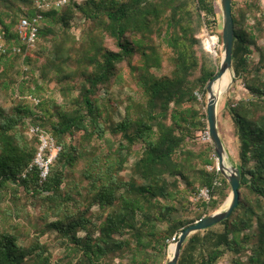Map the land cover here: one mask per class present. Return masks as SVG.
Masks as SVG:
<instances>
[{"label":"trees","instance_id":"trees-1","mask_svg":"<svg viewBox=\"0 0 264 264\" xmlns=\"http://www.w3.org/2000/svg\"><path fill=\"white\" fill-rule=\"evenodd\" d=\"M2 4L13 11L6 14L10 21L0 11V86L24 94L27 89L34 92L31 85L39 92V79H53L64 96L73 90L79 94L70 98L69 109L61 106L55 114L43 108L37 113L23 100L12 112L0 107V194L12 189L18 216L25 212V204L18 203L20 188L33 205L46 206L45 218L56 217L46 223L47 230L57 231L68 248L53 261L39 236L24 244L16 233L4 231L0 264H107L112 256L122 264H165L172 237L218 209L232 190L216 168H207L216 166L211 141L201 138L207 145L192 147L197 133L208 129L207 108L199 106L198 94L206 106L207 85L220 66L197 33L205 23L217 25V0L71 1L44 12L32 47L17 27L22 17L37 14L36 0H0ZM236 6L233 0V66L249 92L228 105L239 143L240 202L228 218L192 234L177 264H219L228 254L230 264H264V44L259 42L264 41V15L255 14L248 28L244 9ZM247 6L259 12L257 0ZM77 13L85 20L81 52L68 33ZM57 24L66 37L54 29ZM43 40L54 42L53 47ZM254 52L258 61L252 58ZM124 62L143 95L127 96L124 117L115 122L109 120L99 93ZM114 104L109 98L115 111ZM28 118L62 145L45 180L37 166L26 172L41 144L30 133L31 125L26 127ZM108 128L121 136L118 149L92 154L83 178L67 188L69 171L88 154L84 141L103 139ZM79 132L81 144L73 141ZM137 143L142 154L132 175L123 177L120 172ZM203 187L213 189L211 199L193 201Z\"/></svg>","mask_w":264,"mask_h":264},{"label":"rangeland","instance_id":"rangeland-1","mask_svg":"<svg viewBox=\"0 0 264 264\" xmlns=\"http://www.w3.org/2000/svg\"><path fill=\"white\" fill-rule=\"evenodd\" d=\"M259 5V12L249 10L247 3L250 0H235L237 3L236 9L239 11L240 9H244L247 19V27L250 28L251 25L254 23V16L256 15H264V0H257ZM219 6V15L217 16V25L209 26L207 23L202 25V28L197 33V37L200 38L204 44V49L209 51L215 60L216 64L221 63L222 53H223V41H222V16H221V2L217 0ZM0 11L5 14L3 16L7 21H10V17L6 16L7 13H11L9 8L2 4L0 6ZM85 20L81 16L80 13L76 14V17L73 21V26L71 30H69V37L73 47L81 52L83 50V42L82 37L84 35V24ZM54 29L60 33L62 37H66V31L62 27L61 24H57ZM217 36L219 38L218 43L215 45V51L210 48L208 45V39L210 36ZM112 47L114 45L111 41H109ZM260 44H264L262 39L259 40ZM43 45L46 47L52 48L54 42L52 41H42ZM163 50L169 51L166 46H163ZM254 61H258L259 56L257 52H254L252 55ZM135 61H139L140 58L137 56ZM120 71L117 77H115L109 86L102 88L100 90V103L104 106H107L109 109V120L110 121H120L125 114V106H126V97L133 96L135 98L140 99L143 95V90L141 85L138 83L136 76H134L127 62H124L120 65ZM167 70V69H166ZM163 69V72H166ZM199 71V70H198ZM235 71V70H234ZM264 72V71H263ZM199 72H197L198 74ZM37 76H39V71H36ZM18 75V74H17ZM252 75H254L252 73ZM20 80L24 77L23 73H20ZM39 84L42 86V89L37 92V88L35 85H31V88L34 92H30V90H26L24 94L20 92L18 88L15 91L12 89H5L4 87L0 86V107L4 108L6 112H12L14 107L20 103L21 100L28 102L30 106L37 112L40 113L43 109H49L51 112L55 114L57 108L63 106L66 109L71 107V99L79 94L78 90H73L70 92L69 96H64L61 92V86L57 82V80L52 81H45L43 79H39ZM200 93L199 91H196ZM71 96V97H70ZM198 99L201 102L199 105L202 107V110H206V106L202 105L203 96L200 94L198 95ZM249 97L248 89L246 88L245 80L242 77H237L235 72V80L232 82V85L228 92L219 100L218 103V119H219V128L223 138V141L226 146L227 150V162L229 164L238 165L239 164V157H238V149L239 143L237 137L234 135V124L233 120L229 115L228 105L230 102L238 101L240 99H244ZM109 98H112L114 103L118 105L115 111L110 109L108 103ZM40 101H43L42 107H39ZM125 101V102H124ZM207 101V96H206ZM114 104V105H115ZM198 106V107H199ZM57 118V117H55ZM27 125L32 124V118L27 119ZM26 130V129H25ZM48 133L52 134L49 130L44 129ZM53 135V134H52ZM54 136V135H53ZM55 137V136H54ZM83 132H79L75 137L74 143L80 142L82 143ZM201 131L197 133L196 140L192 142V147L196 150L201 149L203 146L207 145V143H203L201 140ZM57 140V139H56ZM121 141V136L119 134H114L110 128L107 129L105 133V137L103 139H98L94 137L92 140L84 141V149L88 151V154L84 155V157L80 160L74 170L69 171V178L67 180V188L75 183V181H80L83 178V171L89 166V163L92 158V154L96 152H100L101 154H109L111 152H115ZM141 144L137 143L134 147L132 152L128 154V159L124 163L123 169L120 172V175L123 177H129L132 175V167L134 166L135 162L141 156ZM111 151V152H110ZM217 164V161H216ZM216 168L215 165H208L207 168ZM141 181V179H138ZM10 189L8 192L0 194V233L4 231H9L12 233H16L20 236V239L24 242V244H29L35 236H39L41 241L45 243L47 248V253L51 255V259L55 261L58 257H63L68 252V248L66 246V242L60 236L57 231L47 230V222L53 221L56 219L53 215H49L45 218V207L44 205L38 202L36 205L31 203V200H26L24 196V192L22 188L19 189L21 199L18 203L25 204V212L18 216L16 211L14 210L17 205L13 201V191ZM231 194V193H230ZM230 196V195H229ZM228 196V197H229ZM80 198V196H77ZM227 197V199H228ZM198 195H194L193 201L197 202L199 200ZM226 199V200H227ZM226 200L220 205L218 209H221L225 206ZM94 211L99 210L98 206L93 207ZM214 211V212H215ZM99 212V211H98ZM213 213V212H212ZM80 234H84V232H80ZM174 246V243L171 244V247ZM170 247V252H173L172 248ZM169 255V249H168ZM167 255V259H168ZM232 255H226L219 264H230V259ZM121 258L118 256H112L108 259L107 264H122ZM166 259V261H167ZM165 261V264H166Z\"/></svg>","mask_w":264,"mask_h":264},{"label":"water","instance_id":"water-1","mask_svg":"<svg viewBox=\"0 0 264 264\" xmlns=\"http://www.w3.org/2000/svg\"><path fill=\"white\" fill-rule=\"evenodd\" d=\"M221 2V16H222V41L223 53L219 70L216 75L209 81L207 85V124L211 136V143L215 149L218 158V169L220 173L228 180L231 185V194L225 202V206L221 209L211 213L207 217L200 219L196 222L189 224L183 228L175 241V249L170 252L166 264H177L182 248L186 240L194 233L205 230L213 225H216L228 218L240 202V186L242 182V173L238 165L229 164L227 162V150L223 141L218 119V103L219 99L214 92V84L226 71L232 69L233 66V53H234V40H235V21L233 16V0H220Z\"/></svg>","mask_w":264,"mask_h":264},{"label":"built area","instance_id":"built-area-1","mask_svg":"<svg viewBox=\"0 0 264 264\" xmlns=\"http://www.w3.org/2000/svg\"><path fill=\"white\" fill-rule=\"evenodd\" d=\"M77 0H36V7L38 12L34 16H24L18 23L17 30L21 36L23 42L32 47L35 45L40 28L42 27V19L44 18V12L49 10L60 8L65 4ZM80 1V0H79ZM210 37H213L212 35ZM215 51V47L212 48ZM20 50V48L18 49ZM216 52V51H215ZM200 96V94H198ZM30 133L37 135L40 138V147L34 161L26 169V172L30 171L33 167L37 166L40 169L41 180L47 179L50 173L52 163L56 160L58 154L62 150V145L59 144L56 138L36 125L30 126ZM201 138L203 141H211V136L209 130L201 132ZM216 169H218V158L216 156ZM214 169V168H210ZM213 189L211 187H203L198 193L199 198H203L209 201L212 197ZM179 234H175L170 240V245L175 243Z\"/></svg>","mask_w":264,"mask_h":264},{"label":"bare ground","instance_id":"bare-ground-1","mask_svg":"<svg viewBox=\"0 0 264 264\" xmlns=\"http://www.w3.org/2000/svg\"><path fill=\"white\" fill-rule=\"evenodd\" d=\"M218 41H219V38L217 36L210 37L207 41L209 44L208 46L210 48H214L215 45L218 43ZM233 78H234V72L232 69H229L220 78L216 80L213 88L219 100L230 89L232 82H233ZM171 248L173 249L172 251H174L175 244Z\"/></svg>","mask_w":264,"mask_h":264}]
</instances>
